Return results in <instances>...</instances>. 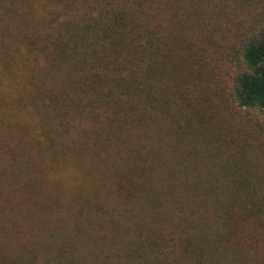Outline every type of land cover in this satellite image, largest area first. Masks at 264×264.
Here are the masks:
<instances>
[{
	"label": "trees",
	"instance_id": "obj_1",
	"mask_svg": "<svg viewBox=\"0 0 264 264\" xmlns=\"http://www.w3.org/2000/svg\"><path fill=\"white\" fill-rule=\"evenodd\" d=\"M0 248L264 264V0H0Z\"/></svg>",
	"mask_w": 264,
	"mask_h": 264
},
{
	"label": "rangeland",
	"instance_id": "obj_2",
	"mask_svg": "<svg viewBox=\"0 0 264 264\" xmlns=\"http://www.w3.org/2000/svg\"><path fill=\"white\" fill-rule=\"evenodd\" d=\"M9 199H10V198H9ZM0 250H2V248H0ZM0 257H4V254H2V255L0 254Z\"/></svg>",
	"mask_w": 264,
	"mask_h": 264
}]
</instances>
